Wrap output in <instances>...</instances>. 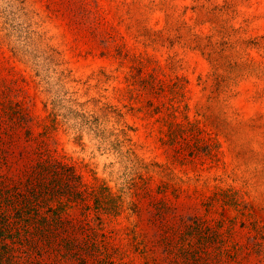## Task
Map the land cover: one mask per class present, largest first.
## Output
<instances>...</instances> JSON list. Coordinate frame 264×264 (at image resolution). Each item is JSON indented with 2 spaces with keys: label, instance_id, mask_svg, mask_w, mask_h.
Returning <instances> with one entry per match:
<instances>
[{
  "label": "rangeland",
  "instance_id": "1",
  "mask_svg": "<svg viewBox=\"0 0 264 264\" xmlns=\"http://www.w3.org/2000/svg\"><path fill=\"white\" fill-rule=\"evenodd\" d=\"M0 264H264V0H0Z\"/></svg>",
  "mask_w": 264,
  "mask_h": 264
}]
</instances>
